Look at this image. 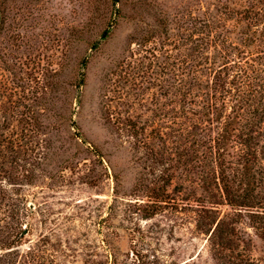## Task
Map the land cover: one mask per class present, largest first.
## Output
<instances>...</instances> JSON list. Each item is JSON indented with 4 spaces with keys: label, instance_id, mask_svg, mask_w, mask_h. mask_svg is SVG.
Returning <instances> with one entry per match:
<instances>
[{
    "label": "rangeland",
    "instance_id": "obj_1",
    "mask_svg": "<svg viewBox=\"0 0 264 264\" xmlns=\"http://www.w3.org/2000/svg\"><path fill=\"white\" fill-rule=\"evenodd\" d=\"M205 5L0 0V264H264V220L254 228L210 166L189 171L195 161L166 148L189 124L172 122V84L203 66ZM158 191L172 202L145 218ZM226 213L234 221L210 238Z\"/></svg>",
    "mask_w": 264,
    "mask_h": 264
},
{
    "label": "trees",
    "instance_id": "obj_2",
    "mask_svg": "<svg viewBox=\"0 0 264 264\" xmlns=\"http://www.w3.org/2000/svg\"><path fill=\"white\" fill-rule=\"evenodd\" d=\"M205 1L200 21L203 66L195 69L197 63L192 61L184 86H179L180 81L172 84L174 91H180L183 97L181 108L174 110L172 122L185 117L189 124L173 127L166 148L177 160L183 159L186 167L195 161L196 167H189V171L210 166L209 176L225 203L232 210L247 212L252 226L259 229L263 228L259 223L264 220V196L259 195L264 191L260 183L264 177V145L255 131L264 121V97L254 103L251 114L245 111L253 97L264 96V0ZM246 51L251 52V62L244 57ZM248 63L251 68L246 66ZM178 100L174 99V103ZM258 113L262 117L256 120ZM192 117L196 120L192 121ZM208 132H214V136ZM206 180L203 177L204 188L208 187ZM171 200L161 191L155 193L153 203L159 204L146 210L145 218L151 217L161 202ZM233 221L230 213L217 216L210 221L215 224L213 230L209 227L206 232L210 231V238L220 236L223 226ZM30 255L35 259L36 253ZM232 264L252 263L250 259H240Z\"/></svg>",
    "mask_w": 264,
    "mask_h": 264
}]
</instances>
